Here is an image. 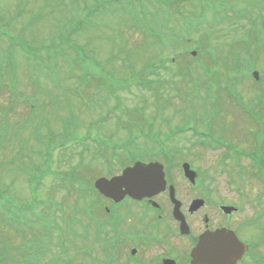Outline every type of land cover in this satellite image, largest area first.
I'll return each instance as SVG.
<instances>
[{"label": "rangeland", "instance_id": "374dc122", "mask_svg": "<svg viewBox=\"0 0 264 264\" xmlns=\"http://www.w3.org/2000/svg\"><path fill=\"white\" fill-rule=\"evenodd\" d=\"M82 1L0 0V48H2L0 56L4 52L3 49H7V42L13 37L7 33V30L11 29H8L7 25L3 26V22H9L15 28H20L26 20L29 22L25 31H16L15 28L13 31L20 46H26L28 49L24 52L7 49L5 50L7 61L0 57V68L4 72L0 71L2 85H5L11 76L9 63L19 64V67L15 65L18 70L13 89L18 93L13 98V100L16 99L15 102L12 100V103H8L9 94L5 89H0V247L5 245L19 247L21 251L26 252L29 258L37 257L38 247L41 245L40 211H49L48 208L53 209V207H61L68 211L73 196L69 192L79 191L78 187L67 190L60 185L61 188L57 189V187L54 188L53 183H44L45 180L44 182L39 181L38 196L46 197L50 199L49 201L57 200L55 203L52 201L39 202L40 198L38 199L37 194L30 191L31 187L26 183L28 170L37 169L40 163L47 167V162L43 158L50 152L41 151H44L53 140V137H46L44 126L39 123L38 116L42 118L45 115L44 112H49V109L54 110V105L45 106L42 110L37 104L41 101L60 103L62 106L60 112L53 111L55 116L65 117L63 118L64 124H62L65 128L68 124H72V131L74 128H79L77 135L67 137L66 140H70L67 143L63 140L57 142L56 147H67L69 150L54 153L53 160L57 169H72L76 164V166H82L80 170L75 168L77 172L86 177H92L117 170L121 164H125L133 157L127 152H134L142 158L146 157V152H180L175 154V159L177 161L187 160L192 168L197 169L200 180H205L207 177L208 184L205 183V187H211L224 199L238 204L242 209L241 216L250 213L251 208L254 214L262 211L264 209L263 181L257 176L256 169H252L248 158L241 156L237 161L233 158L223 159V152L227 149L212 140L214 135L196 140L190 131L176 133L171 131L172 128L176 130L181 128V125H186L189 117L196 114L200 122L192 123L196 125L192 127L202 130L205 126L203 132H208L206 127L210 126L213 121L214 130L221 131L219 133L225 137L224 139L246 151H255L249 129L255 131L256 125L249 116L242 113L240 109L237 110L233 104H229L232 101L227 90L233 91L235 87L234 91L238 92L241 99L249 104L253 111L261 106L260 112L264 113V99L255 98L261 90L259 86L264 83V55L254 58L253 65L260 72L256 81L250 74L251 70L235 76L230 75V72L222 71L218 77L221 81L218 85L211 81H216V70L224 64L220 62L216 67L213 61V53L215 56L216 53L213 50L217 48L220 55L226 56L227 45L214 41L215 36L203 35L204 31H212L220 14L216 0H187L183 3L181 0L179 4H171L170 7L167 6V10L154 14V18L158 14L160 20L167 22L171 20L176 26L178 37H181L182 46L173 44L166 50H162L159 43L143 44V40L138 39L141 36L132 33L133 38L123 40L122 54H117V40L109 37V34L113 32L119 34L124 30L123 27H116L117 24L120 25L119 21L113 22L119 20V15L109 19L107 13L103 18L106 20L104 24L96 29L93 21L85 19V17L88 18V11L83 7ZM232 1L238 7H244L243 4H245L252 10L251 5H256L259 0ZM114 29L116 31H113ZM69 30L75 31V35ZM60 35H62V40H60ZM79 35L81 36L78 38L79 44L76 43V53L67 51V49L63 51L59 46V42L66 43L74 36L77 39ZM25 37L30 46L24 43ZM199 37L201 40H198ZM40 42L42 44L37 46ZM205 48L209 49V52ZM177 49L183 54L181 58L174 55ZM192 50L196 52L195 55L191 54ZM15 53L21 54V64L19 57L16 56L17 61L13 60ZM49 53L52 54L50 59L47 57ZM112 53L117 54L114 59L111 56ZM163 53H170V55L165 61L159 62L157 69L145 71L147 73L142 72L147 67L146 63ZM90 54L94 57V61L100 62L99 65L93 64L91 58L88 57ZM171 56H175V61L170 62L169 57ZM33 58L39 61L31 62L30 59ZM95 68H104L105 76L114 75L111 80L115 82V85L118 86L119 81L120 89L117 93L114 92L117 98L119 96L116 102L110 100L104 91L98 93L95 85L91 88L78 86V91H81L83 95H89L87 100H79L72 93H67L63 98L64 85L70 84L72 77L79 78L80 74L87 69ZM226 68H228L227 65ZM32 69L42 70L39 76L44 79V83L38 77L40 83L43 84L37 92L40 100L36 102V99H28L27 102L22 103L23 94H26L25 89L27 91L36 90L38 86L37 79L31 72ZM50 69H58V84L61 85L59 89L49 84L48 70ZM142 73H145V80L138 79L139 82H143V85L148 86L150 80H154L155 77L160 78L159 83L167 84V87L171 85L169 89L167 88L169 92L163 93L154 101L151 99L150 92L147 90L141 92L136 89L133 86L135 82L126 88L129 82L121 76L129 74L137 76ZM169 81L171 84H168ZM211 92L214 93L212 101L216 100L222 105V114L216 115L211 109H207L208 113H205V109L199 108L203 101L210 98L208 93ZM178 98L183 102L181 103ZM143 100L148 104L146 109L142 107V103L145 104ZM136 105L138 108L134 109L133 106ZM119 111L122 114L119 115ZM157 112H160L159 120L155 118L152 122ZM139 114L142 115L139 116ZM45 116L47 120L48 116ZM161 116L166 119H161ZM206 116L210 117L208 122ZM167 118L170 119V123ZM149 120L153 123L152 126ZM161 120H164L163 124ZM33 122L36 123L32 124ZM50 124H52L56 137L61 132V124L57 120H51ZM154 129L157 136L153 135ZM84 131L99 133L100 137L105 136L106 138L102 141H95L83 135ZM71 134L72 132L69 133ZM64 136L62 135L61 138ZM261 140L260 151L264 152V134ZM89 142L102 145L107 152L96 148ZM209 142L214 146L208 145ZM97 149L101 150L97 151ZM172 174L174 180L180 182L181 178L176 168L172 169ZM49 186L53 188L51 191L48 190ZM60 198H64L65 201L58 202ZM27 202H29L28 208L22 212V204ZM54 212L59 214L55 209ZM68 217L71 218V213ZM12 256H14L12 260L6 259L7 263L15 264L18 261V264H22L21 261L25 262L18 255ZM47 259V257L44 258L41 264H50ZM262 264H264V259Z\"/></svg>", "mask_w": 264, "mask_h": 264}, {"label": "flooded vegetation", "instance_id": "af4514ba", "mask_svg": "<svg viewBox=\"0 0 264 264\" xmlns=\"http://www.w3.org/2000/svg\"><path fill=\"white\" fill-rule=\"evenodd\" d=\"M176 153L180 152H146V157L136 159L162 164L164 188L152 195H127L117 201L103 197L94 205L88 194L84 215L74 220L77 239L70 250V264H192V251L201 235L229 237L230 232L247 244L236 264H262L264 213L254 214L251 208L241 216L238 204L205 187L207 177L200 180L197 169L187 160L177 161ZM136 160L105 176L120 174ZM184 163L195 171L194 180L185 176ZM174 168L180 182L174 180Z\"/></svg>", "mask_w": 264, "mask_h": 264}, {"label": "water", "instance_id": "95a60500", "mask_svg": "<svg viewBox=\"0 0 264 264\" xmlns=\"http://www.w3.org/2000/svg\"><path fill=\"white\" fill-rule=\"evenodd\" d=\"M155 166L156 165L136 163L133 168L126 169L121 176L115 179L108 181L105 179H98L96 181V186L101 190L108 187L109 189L121 190L122 187H125L126 191H130L132 195L143 193L146 190L153 191L154 189H160L162 186L159 183L163 182L162 172L161 170H156ZM147 183L151 184L146 186ZM211 238L214 239L213 236ZM204 241L205 242L197 249V252L200 253L201 261L204 264H214L213 260L207 256V250H210L209 248L212 247V240L210 244L206 239H204ZM242 251L243 247H238V255L234 256L232 260L230 259V264H235L236 259L240 257Z\"/></svg>", "mask_w": 264, "mask_h": 264}]
</instances>
